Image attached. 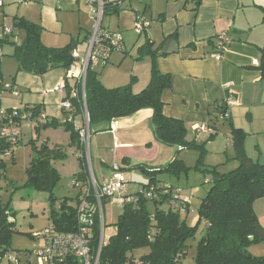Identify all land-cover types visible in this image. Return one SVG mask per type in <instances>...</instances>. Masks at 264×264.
I'll use <instances>...</instances> for the list:
<instances>
[{
    "label": "crops",
    "instance_id": "crops-1",
    "mask_svg": "<svg viewBox=\"0 0 264 264\" xmlns=\"http://www.w3.org/2000/svg\"><path fill=\"white\" fill-rule=\"evenodd\" d=\"M35 1L37 4L34 6L41 12L42 24L33 23L42 26L43 43L48 47H56L58 43L53 37L56 36L54 32L58 28L59 17L55 10L59 8L55 9L54 5L64 4L68 8L76 6L66 0H30L28 3ZM73 1L80 4L77 5L80 6L79 9L82 6L89 8V20L83 14L81 21L82 25L85 24L86 28L92 30L89 21H94L90 7L84 0ZM113 1L121 3L119 12L115 13L118 15L119 31L133 28L138 16L150 22L142 46L150 43L151 49L156 51L159 70L171 77V87L163 93L164 115L184 122L188 141L204 145L207 152L212 151L218 158L224 156L216 166L232 163V167H238V162L234 160L232 127L246 133L247 155L253 161L264 165V80L259 69L264 51V0H202L197 8L192 0ZM127 2L132 9L129 12L123 10ZM22 18L30 21L27 17ZM91 30L87 32L85 39L81 34L78 39H72L78 42L76 50L80 56L86 52ZM225 33L233 37V42L223 53L222 59L216 60L214 56L217 53V38ZM124 47L123 52H114L108 63L99 67L102 73L98 77L108 89L126 86L135 78L133 90L139 93L150 83L152 60L150 57L137 60L138 55L136 60L126 59L128 53L125 41ZM127 61L132 65L128 73L121 69ZM54 71L41 77L19 73L21 77L23 74L32 77L29 78L30 82L25 83L30 86L29 93L22 92L20 95L19 85L14 87L19 92L18 97L22 98V110L25 107H39L38 115L30 120L32 125L37 122L48 124L49 120L62 124L67 117L59 108L63 99L59 87L66 77L60 79L62 76H52ZM64 74L67 75V70H64ZM54 85L58 86V91L51 94L55 97V103L51 104L49 95L44 91L52 90ZM228 94L234 98L235 103L229 108L228 120L224 121L221 119L220 107ZM41 113L44 114L42 120ZM152 119L153 111L144 109L131 117L115 121L107 131L92 134L90 159L93 172L94 168L100 172L101 179H97L99 183L112 178L115 164H119L124 170L129 167L156 170L165 168L178 159L186 165L187 156H180L177 148L158 142ZM75 120L85 124V114L77 115ZM202 125H206L211 131L196 133L194 127ZM221 127H228L225 131V147L218 137ZM104 169L108 170L109 175L104 173ZM129 178L131 183L130 175ZM129 185L128 194L140 190L139 188L130 192ZM261 201L264 199L254 204L259 220L264 215V202Z\"/></svg>",
    "mask_w": 264,
    "mask_h": 264
},
{
    "label": "trees",
    "instance_id": "trees-1",
    "mask_svg": "<svg viewBox=\"0 0 264 264\" xmlns=\"http://www.w3.org/2000/svg\"><path fill=\"white\" fill-rule=\"evenodd\" d=\"M192 2L197 8L202 0H192ZM119 3L120 1L110 0L106 6L105 16L111 11L118 13ZM13 26L17 32L19 31L17 33L20 38L19 44L10 37H1V35L0 43H11L14 46L12 57L17 62L18 73L41 77L57 69L68 70L74 64L73 51L78 46L76 40H72L65 47H48L42 41L41 25L25 18H15ZM150 46L147 42L139 49L140 56L137 60L144 57H150L152 60L150 83L139 93L133 90L135 78L126 86L108 89L102 84L96 71L89 70L84 90L85 107L83 85L77 81L67 83V98L73 110L71 113L65 112L67 117L62 124L53 121L47 125L53 127L64 125L70 133L71 145L81 151L82 171L76 175L75 181L86 180L85 150L74 122L77 115L85 114V110L90 119L91 134H94L107 131L117 120L131 117L144 109H151L152 125L159 143L177 148L178 151L199 150L202 154L206 152L204 145L188 141L187 128L183 121L167 118L164 115L163 93L171 87V77L161 73L157 65L156 51ZM259 69L264 80V51ZM12 111L13 109L6 110L7 113ZM225 111L226 106L223 104L220 113L223 114ZM27 112L32 114L33 119L38 115L39 107L19 109L20 115ZM6 117L0 118V132L8 124ZM14 120L17 121L16 125L22 121L20 117H15ZM231 134L234 160L238 162V167L223 175L217 172V167L203 171L213 173L214 179L212 187L198 209V222L194 227L188 222L186 214L189 212L181 214L171 207L168 210L159 208V205L170 203V196H162L159 191L170 183L158 179L159 174L179 178L193 168L187 167L182 160L175 159L162 169L145 167L125 169L126 172L139 169L150 175L149 183L143 188L154 189L161 197L156 200H140L138 204L124 207V212L116 225V235L110 238L101 251L100 264H184L188 250L187 242L195 238L202 223L206 227L198 243L196 264H264V257H256L249 252L251 246L264 242V226L261 225L254 209L255 202L264 199V165L253 161L247 155L246 133L243 130L232 127ZM18 144L19 139L16 145ZM16 145L0 135V176L5 173L7 157L14 158ZM64 159L65 154L60 146L53 149L43 146L31 163L26 187L48 192L53 199L54 189L60 180L53 163ZM195 169L202 171L199 166ZM78 199L79 195L76 198V206ZM149 203L155 205V213L148 210ZM59 210L60 212H53L52 224L61 232H75L76 207H70L67 202H63ZM15 226L13 211L0 196V256L11 251L12 235L17 232ZM98 239L99 229L96 227L92 244L94 253L98 249ZM142 249H149L150 252L139 258L133 255L135 251ZM24 264L34 263L26 257Z\"/></svg>",
    "mask_w": 264,
    "mask_h": 264
},
{
    "label": "rangeland",
    "instance_id": "rangeland-1",
    "mask_svg": "<svg viewBox=\"0 0 264 264\" xmlns=\"http://www.w3.org/2000/svg\"><path fill=\"white\" fill-rule=\"evenodd\" d=\"M5 6L1 10L0 26L10 27L14 24L15 18L27 17L31 22L41 23V12L38 7L34 6L36 3L31 4H20L13 0H4ZM68 3L76 8H68L67 5L62 6L54 5V8L59 17V25L54 34L53 40L56 41L57 48L65 47L72 42V39H78L80 34L85 39L86 34L90 31L86 28L85 24L82 25L83 14L86 15L89 20V8L82 6L79 9L80 4L74 3L73 0H66ZM135 2V1H133ZM76 4V5H75ZM142 2L140 3V5ZM88 8V9H87ZM86 10V11H85ZM123 10L129 12L131 9L130 3H126ZM84 19V18H83ZM118 15L110 13L105 16L103 26L105 29L109 28L112 31H119L117 28ZM94 29V23L89 21ZM108 29V30H109ZM109 30V31H111ZM19 32V31H18ZM121 32V33H120ZM120 33L125 41L126 46V59H135L139 55V48L145 42V34L140 36L135 30L134 26L128 30H122ZM82 38V39H83ZM2 57L0 59V108L2 110L21 109L20 97H15L13 92L4 87L7 85L15 87L19 85L18 90L20 95L22 92L29 93V84H25L29 81L27 74L19 76L17 72V62L12 57L14 52V46L11 43H0ZM81 57H85V53H81ZM123 72H130L132 65L129 61L125 62ZM97 74L102 73L101 68H96ZM52 76H62L60 79L66 77L63 69H57L54 71ZM18 83V84H17ZM52 86V90L44 91L49 95V101L53 104L55 97L51 94L56 93L58 86ZM39 87V86H37ZM54 87L56 88L54 90ZM37 97L39 96L36 94ZM55 103V102H54ZM55 105V104H54ZM54 110H57L54 107ZM40 119L44 118V114L41 113ZM32 121V120H31ZM50 123L52 120H49ZM16 131L19 133V144L15 146L14 158L6 159V170L4 175L0 176V196L2 197L5 204L10 205V209L14 213L16 221V233H13L11 239V251L14 254H20L21 263L24 264L26 261V254L30 251L41 246V241L36 239L40 232L47 229L52 225L51 216L53 212H60V206L63 202H67L70 207H76V198L79 195V190L73 186L75 177L82 171V161L80 159L81 151L71 145L70 133L67 131L64 125H58L53 127L51 125L37 124L32 125L30 120L21 121L19 125H16ZM228 127H221L220 135L218 137L222 141V145L225 147V131ZM209 140V138H208ZM201 144V143H200ZM48 146L50 149L60 146L63 153L65 154L64 161H57L53 163V168L58 172L60 180L53 192V199L50 197V193L35 191L31 188L26 187L29 179V171L32 161L37 157L38 151L43 146ZM206 149V148H205ZM179 155L187 156L186 166L193 168L187 173H183L179 178L170 177L166 175H158L160 181H168L170 184L179 186L182 188L183 198L189 199L190 201V213L188 214V222L191 226H195L198 221V209L202 203L203 198L207 195L208 191L212 187L214 174L204 173V170H211L217 167L219 174H228L232 170L236 169L231 164L226 166H216L220 163L221 158L214 155L212 151H208L202 154L199 150H180ZM201 162L199 163V161ZM215 165V166H212ZM199 166L200 170H196L195 167ZM94 167V166H93ZM104 173L108 174V170L104 169ZM95 175L98 180L101 179L100 172L94 168ZM131 176V183L129 185V191L143 188L150 181L151 176L143 173V171L136 169L134 171H127ZM263 200V199H262ZM264 202V201H261ZM160 209H170L169 204L159 205ZM148 210L151 213H155L156 207L154 204H148ZM105 223H106V241L108 242L111 237L117 233V223L119 217L124 212V206L108 202L105 204ZM261 225L264 226V215L261 217ZM206 225L204 223L199 225L197 234L194 239H190L187 242L188 250L187 257L184 259V264H196L197 248L198 243L205 231ZM149 249L137 250L133 255L137 258L148 254ZM249 252L256 257H264V242L255 244L249 248ZM0 264H10L7 258H4ZM35 264V263H34Z\"/></svg>",
    "mask_w": 264,
    "mask_h": 264
},
{
    "label": "built area",
    "instance_id": "built-area-1",
    "mask_svg": "<svg viewBox=\"0 0 264 264\" xmlns=\"http://www.w3.org/2000/svg\"><path fill=\"white\" fill-rule=\"evenodd\" d=\"M20 4H27L30 0H16ZM90 7L91 17L94 21V29L91 33L90 40L85 52V57L82 58L79 52L75 49L73 57L74 64L67 70L66 79L59 87V91L63 94V99L59 104V108L64 112L71 113L73 108L71 102L67 98L66 86L70 81H77L83 85V105H85V84L89 70L105 66L114 52H123L124 39L120 33L111 32L103 26L105 18V10L110 0H84ZM5 6L4 0H0V17L1 10ZM121 7V3L118 4ZM150 22L143 17L136 18L134 28L140 36L147 32ZM1 37H10L16 44H19L20 38L15 27L0 26ZM233 42V37L228 34H221L217 38V53L214 58L221 60L223 53L228 46ZM0 49V59L2 57ZM13 92L15 97L19 96V92L13 86L7 85L4 87ZM235 103L234 98L228 94L224 105L226 111L221 114V119L229 118V108ZM6 115L8 117H6ZM6 117L7 125L1 129L0 135L2 138L9 139L13 145H16L19 139V133L16 131L17 121L15 117H20V120H31V113L19 114V110H13L7 113L6 110L0 108V118ZM86 122L81 124L75 122V126L79 131L81 144L85 150V166L86 180L84 182L73 183L75 188L79 189V199L76 206V225L75 232H61L52 224L47 229L40 232L36 239L41 241V246L30 251L26 257L35 264H100L101 251L106 241V223H105V204L113 202L122 206L130 204H138L140 200H156L161 196L155 193V190L140 188L137 195L128 194L127 187L130 183V178L127 172L119 164L113 166V175L109 181L104 180L99 183L93 172L90 159V119L85 110ZM70 116V120H72ZM41 120L39 119V123ZM38 123V122H37ZM196 133L210 132L206 126H195ZM8 158V157H7ZM158 190V189H157ZM161 195L170 196V207L181 213L186 214L190 209V200L183 198L182 189L175 188L170 184L160 188ZM96 227L99 229L98 249L96 253L92 250V244L95 239ZM4 258H7L10 264H22L20 254H14L13 251H8L4 256H0V263Z\"/></svg>",
    "mask_w": 264,
    "mask_h": 264
},
{
    "label": "water",
    "instance_id": "water-1",
    "mask_svg": "<svg viewBox=\"0 0 264 264\" xmlns=\"http://www.w3.org/2000/svg\"><path fill=\"white\" fill-rule=\"evenodd\" d=\"M31 175V174H30Z\"/></svg>",
    "mask_w": 264,
    "mask_h": 264
}]
</instances>
